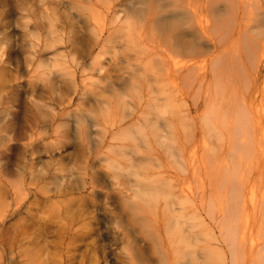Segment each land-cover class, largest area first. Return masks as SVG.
Instances as JSON below:
<instances>
[{"label":"rangeland","instance_id":"rangeland-1","mask_svg":"<svg viewBox=\"0 0 264 264\" xmlns=\"http://www.w3.org/2000/svg\"><path fill=\"white\" fill-rule=\"evenodd\" d=\"M89 1L0 0V264H193L189 246L186 255L184 243L171 250L163 216L146 202L175 167L161 162L164 151L148 148L134 125L131 139L124 138L131 128L121 121L120 80L112 79L113 87L106 76L127 66L128 2ZM88 5L97 20L87 16ZM177 9L192 16L185 3ZM263 191L257 187L255 196ZM194 208L187 214L209 241L214 226L208 216L196 218ZM247 237L257 242L259 231Z\"/></svg>","mask_w":264,"mask_h":264},{"label":"bare ground","instance_id":"bare-ground-1","mask_svg":"<svg viewBox=\"0 0 264 264\" xmlns=\"http://www.w3.org/2000/svg\"><path fill=\"white\" fill-rule=\"evenodd\" d=\"M127 2V66L116 75L112 74L115 69L109 74L103 66L94 70L107 72L113 87L112 79L120 80L121 121L131 128L124 138L131 139L133 128L142 132L148 148L157 145L164 151L158 156L161 162L168 160L175 167L176 182L171 177L156 186L155 204L146 200L157 209L159 219L164 218L169 247L172 250L173 243L189 246L193 264L195 259L199 264H249L253 260L264 264V254L253 257L264 253V191L255 196L257 187L264 189V0ZM180 3L187 5L191 17L177 9ZM171 4L174 7H168ZM90 9L87 16L97 20ZM226 54L231 55V64L224 60ZM197 86L202 92L195 91ZM35 106L40 118L42 105ZM191 178L200 183L189 185ZM140 192L147 196L146 189ZM194 205L196 218L208 216L214 226L209 241L202 238V227L196 228L199 221L187 214ZM255 229L259 240L249 241L248 233ZM173 249L189 254L188 248ZM247 249L250 257L246 259Z\"/></svg>","mask_w":264,"mask_h":264}]
</instances>
